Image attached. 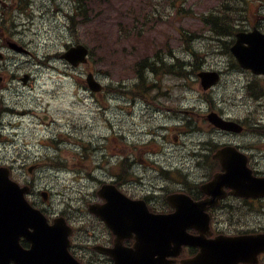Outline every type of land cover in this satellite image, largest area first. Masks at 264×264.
<instances>
[{
	"label": "flooded vegetation",
	"instance_id": "1",
	"mask_svg": "<svg viewBox=\"0 0 264 264\" xmlns=\"http://www.w3.org/2000/svg\"><path fill=\"white\" fill-rule=\"evenodd\" d=\"M250 16L257 15L252 13ZM254 29L264 34L263 15H258L254 21L247 18L240 31L249 33ZM8 70L6 63L1 61L0 166L8 167L13 180L20 182L28 165L17 156L15 147L7 148L8 143L10 140L17 141L20 137L37 139L39 124H55V109L53 102L49 100L48 88L43 91L47 100H41L39 88H26L33 82L30 74V78L23 83L24 72H6ZM218 72L221 76L224 75L222 70ZM232 72L247 74L237 66L233 67ZM233 88L244 92L242 102L248 99L253 101V107L262 108L261 115L247 110L241 117L233 116L226 114L233 112V109L222 102L214 105V101H197V104H205V109L200 106L193 109L196 121L206 125L208 130L195 125V122V126L189 122L186 134H203L191 141H174L175 136L172 137V142H168V133L173 132L181 120L179 113L182 112V103L179 101L116 100L112 102L114 108L102 111L100 117L97 116V111L93 112L96 122L89 126L85 124L80 137L81 178L85 184L92 186L91 192L85 191L82 197L87 220H99L90 213V207L105 204V196L99 195L103 186L114 189L107 188L103 194L116 193L131 201H138L153 216H169L180 212V222L206 219L209 222L208 228L201 231L193 227V224H185L183 231L179 228V241L187 243H182L177 257H169L174 260L172 264H182L183 260L197 257L215 239L264 233V197L238 196L226 183L218 190L205 188L216 174L225 172L216 157L220 152L226 161H231L233 155L245 158L251 177L264 178V86L235 84ZM162 89L164 88H154ZM216 89L212 88L208 92L214 93ZM239 106L241 104L237 107ZM215 111L223 119L240 124L242 131L227 132L211 125L206 116ZM132 127L134 129L130 131L129 128ZM8 155L13 157L9 158ZM181 155L183 158L179 163L173 162ZM33 165L37 167L38 163ZM29 185L31 188V183ZM216 193L221 197L210 203ZM108 209L105 207L108 218H111ZM132 214L134 218L140 219ZM72 227L68 250L80 264H137L136 258L141 257L135 252L134 231L124 233L119 238L104 223L97 228L89 223L76 229ZM185 232L187 236L183 235ZM196 238L203 243L194 244ZM164 240L166 239L157 236L155 244H161ZM175 242L171 243V247ZM19 244L23 249L28 248V243L21 238ZM215 257L220 256L218 254ZM253 261L264 264V253L257 254Z\"/></svg>",
	"mask_w": 264,
	"mask_h": 264
},
{
	"label": "rangeland",
	"instance_id": "2",
	"mask_svg": "<svg viewBox=\"0 0 264 264\" xmlns=\"http://www.w3.org/2000/svg\"><path fill=\"white\" fill-rule=\"evenodd\" d=\"M98 1L100 4L96 7V10L99 11V15L90 19L87 24L77 26L74 31L70 29L66 17V14L72 13L71 6L73 4L69 0H56L55 7H50L47 14L45 9L40 10L33 7V19L23 18V15L20 19L24 33H19V30H17L19 34L16 35V38L23 39V42L35 54L37 62L32 65L34 61L25 57L23 61L22 59L16 60L13 67H8V69L32 73L33 82L26 88H39L42 94L41 100H47L43 96V91L44 88H48L49 100L53 101L52 106L55 109V124L49 127H44L42 124L38 126L40 142L45 134L56 136L59 133L62 138L73 130V127L78 128L83 120V109L93 106L92 102L98 99L91 95L84 86L87 72L95 73L97 81L104 85H111V87L118 82L133 85L134 78L131 72H128L129 65L141 53V49L148 47L150 42L152 43L150 48L152 50H147L149 55L159 49L161 57L166 56L171 59L177 56L183 61L190 60L191 55L182 48L181 33L189 34L191 37L189 48L204 51L201 49L202 45H200L202 41L199 40H202L201 37L208 36V32L200 29L202 26L201 19L213 10L215 0ZM245 6H250V11L259 10L264 13V0H248ZM93 27H97L99 32H91L90 28ZM93 38H101L100 40L104 44L100 51L101 54L105 55L103 63L99 64L97 60L95 61L92 58L87 66L82 65L77 69H73L60 57L65 49L76 43L87 45L94 51L96 56L97 48L93 45L97 44V41ZM107 49H115V55L119 57L116 59L117 64L114 66L111 59L113 54L112 52L109 54ZM119 49L124 50L123 55L116 51ZM225 56L212 53L204 55L202 63L198 60L197 63L193 62V67L186 69V79H178L167 75L161 78L163 88H179L169 90L167 93L168 98L184 102V112L179 113L181 120L174 127L175 132L179 129L186 131V121L193 126L197 125L208 130L206 125L196 121L197 116L193 111L199 106L205 109V104H197L196 102L206 99H210V102L214 101V105L222 102L223 105L230 106L233 112L226 114L241 117L248 110L255 112V115H261L262 108L253 107V101L248 99L244 102L240 101L241 97H244V92L233 88L235 84L250 85L251 76L226 72L232 68V62ZM14 66L19 69H15ZM21 66L22 68H20ZM195 67H198V69L193 73ZM201 70H222L225 72L219 91L213 97L204 94L199 88V80L195 74ZM149 80L152 81L151 75H149ZM239 104L241 106L237 107ZM133 129V127L129 128L130 131H133ZM192 133H185L183 140L188 139L191 141V139L203 136L201 132ZM60 144L67 145L68 143L63 140ZM42 149V147H39V150ZM16 152L17 156L24 161L31 157L29 153L21 156L17 148ZM182 158L181 155L177 158V161L173 162L179 163ZM72 176V173L66 171L57 172L47 167L39 168L34 176L35 182L30 200L36 202L40 198V191L51 194L47 204H43L42 200L39 204L40 207L45 209L49 218H53L58 212H68L71 208L80 211L82 204L76 202L80 185L77 181H74ZM71 200L73 201L71 202Z\"/></svg>",
	"mask_w": 264,
	"mask_h": 264
},
{
	"label": "water",
	"instance_id": "3",
	"mask_svg": "<svg viewBox=\"0 0 264 264\" xmlns=\"http://www.w3.org/2000/svg\"><path fill=\"white\" fill-rule=\"evenodd\" d=\"M244 43L247 46L242 45ZM231 51L242 68L251 70L255 75L264 76V35L257 37L255 32L249 35L238 34L237 42ZM86 54L87 50L78 45L66 51L62 58L71 65L78 66L80 63H86ZM198 77L204 89L210 88L219 80L216 72H200ZM86 82L93 91H99L101 88L91 74L88 75ZM207 118L216 127L241 131V127L224 121L217 114H209ZM216 157L220 160L225 173L216 174L205 188L218 190L224 183L235 184L232 190L239 196L264 197V178L251 177L244 160L241 161L233 155L231 161H226L222 152L217 153ZM226 163H230L227 164L230 166L228 169ZM235 189L241 192H235ZM27 192L28 187L20 188L9 179L7 169L0 168V264H10L12 261L16 264H77L67 252L69 229L63 219L58 218L53 225H48L42 213L32 208L25 200L24 195ZM220 197V194H214L210 203ZM170 202L174 204L172 200ZM108 206L111 213L116 215L108 221L109 226L118 236L122 231L125 233L137 231L145 238L151 234L160 236L164 232V237L168 238V241L164 240L161 244L145 242L135 245L136 255H141L136 259L137 264H169L166 256H177L181 246V242H178L174 249L169 247L171 235L177 233L179 228L183 231L185 224L196 221V219H188L180 222L178 219L180 212L167 217L153 216L146 211L144 205L126 199L119 207H115L112 201ZM132 213L140 219L134 218ZM19 236H24L31 243L29 250H24L18 245ZM261 251H264V234L228 238L223 249L226 264L255 263L253 255Z\"/></svg>",
	"mask_w": 264,
	"mask_h": 264
},
{
	"label": "trees",
	"instance_id": "4",
	"mask_svg": "<svg viewBox=\"0 0 264 264\" xmlns=\"http://www.w3.org/2000/svg\"><path fill=\"white\" fill-rule=\"evenodd\" d=\"M90 0H83L79 9V16L83 19H87L88 13L85 9V4L88 5ZM246 3L244 0H230V2L227 1H221L220 2V9L217 11L209 12V14L205 15L201 20L205 24L207 28H209L208 32L212 37L215 38L216 41L222 39L221 47L226 48L227 43L226 40L229 39V36H232L236 25H233V22L240 18V15L242 14V10L238 7L240 5H243ZM87 21V20H86ZM83 23V22H81ZM72 27L73 22H72ZM93 30H96L94 28ZM185 35V34H184ZM185 39H188V37L185 35ZM104 44L97 43L96 47L98 50V54L96 57L97 62L101 63L105 60V55L101 54L100 51L103 48ZM185 47L189 50V41H185ZM187 50V51H188ZM227 50V49H226ZM112 52L113 57L112 64L114 65L117 62V56L115 55V50L113 49H107V52ZM120 52L119 50H116ZM124 53V50H122ZM197 50L191 49L190 53L191 58L189 61H183L182 59L175 58L172 62L167 61V57L164 60L159 56V52L155 51V53L152 56L147 55L146 53H141L140 57L137 58L135 61L130 63L128 71H131L135 76V82H137L135 85L136 89H139V92L141 93V97L146 99L149 96L150 102H155L158 98V95L153 96V89L154 88H162L161 87V80L158 79V76L162 75H172L174 77L180 78V79H186L187 68L193 67V58H195V63L200 61V63L203 61V57L200 55H196L195 53ZM94 55V52L92 53V56ZM195 56V57H194ZM165 61V62H164ZM111 62V61H109ZM108 62V63H109ZM194 62V61H193ZM198 69V67H195L193 70V73ZM149 75L151 76V80H149ZM196 75V74H195ZM160 83V85H159ZM116 89V88H115Z\"/></svg>",
	"mask_w": 264,
	"mask_h": 264
},
{
	"label": "bare ground",
	"instance_id": "5",
	"mask_svg": "<svg viewBox=\"0 0 264 264\" xmlns=\"http://www.w3.org/2000/svg\"><path fill=\"white\" fill-rule=\"evenodd\" d=\"M137 82H134V84H136ZM133 84L132 88H135V85Z\"/></svg>",
	"mask_w": 264,
	"mask_h": 264
}]
</instances>
